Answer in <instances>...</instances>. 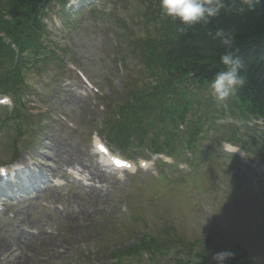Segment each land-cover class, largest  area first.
Instances as JSON below:
<instances>
[{"label":"rangeland","instance_id":"obj_1","mask_svg":"<svg viewBox=\"0 0 264 264\" xmlns=\"http://www.w3.org/2000/svg\"><path fill=\"white\" fill-rule=\"evenodd\" d=\"M142 4L143 0H97L91 7L100 14L89 17L87 11L79 13L82 16L72 19L68 27L60 18L62 31L51 27V17L60 11L57 4H51L45 12L44 48L49 54L55 44L60 48L58 57L65 62L61 83L65 85L58 87L59 67L54 55L50 54L48 59L41 61L43 64L35 63L30 69L29 65H22L28 86L25 95L37 93L31 97L33 112L44 113L42 118L31 120L42 127L34 139H27V136L23 139L16 132V123L9 122L0 131V166L26 165L32 168L31 176L41 171L58 186L42 184L40 190L19 194L21 197L13 202H7V198L0 200V207H3L0 240L18 250L15 255H9L13 258L10 264L41 263V233L56 239L60 250V255L50 258L47 264H144L141 255L117 261L114 258L117 252L134 245L147 230L152 234L160 231L170 234L171 241L182 243L186 249L191 245L200 246L210 238L218 252H237L240 259L251 263L254 255H264V166L253 156L238 159L227 155L221 145L231 136L228 130L233 131L226 126L236 128L234 121L240 124L235 139L245 135L244 128L252 129L239 118L213 117L198 136L202 153L192 152L186 143L177 145L180 155L173 157L177 167L157 171V159L153 157L148 161L147 170H139L137 166L136 173L113 175L102 171L104 180L91 184L85 181L77 184L67 174L69 170L76 172L79 164L87 167L97 164L91 141L94 132H99L100 139L105 142L117 110V107L110 108V103L117 102L120 96L116 95V90L125 91L124 80L131 76L119 59L137 62L133 40L141 34L145 18L141 19L143 15H140L145 7ZM127 32L132 33L129 40L125 38ZM114 39L122 42L121 53L111 49ZM43 53L45 51L41 55ZM71 65L81 70L101 92L98 97L103 94L112 101L96 100L69 69ZM5 68L6 64L0 65V75ZM205 92L197 96L204 104L211 96ZM101 105L110 108L109 111L106 113V108L105 113H101L98 109ZM4 109L11 107L0 108L1 119L7 111ZM209 109L210 113L217 111L212 106ZM199 113L202 116L206 110L201 109ZM105 115H109V119ZM195 116L197 112L189 114L192 120ZM103 120L106 128L100 134ZM222 126L224 129H219ZM258 131L263 135L258 138L264 140V126H258ZM219 136L222 141L217 146L214 142ZM15 138H20L17 151L21 155L10 162ZM24 144L29 147L25 148ZM111 149L121 155L118 150ZM187 151L192 157L186 156ZM138 152L141 151L131 148L129 155ZM88 185L101 197L87 194L85 187ZM134 216L138 221L132 220ZM13 230L18 242L9 234ZM59 231L63 234H58ZM18 252L21 255H17ZM214 254L211 253L210 259ZM166 262L165 259L159 261L158 255L150 257V264Z\"/></svg>","mask_w":264,"mask_h":264},{"label":"trees","instance_id":"obj_2","mask_svg":"<svg viewBox=\"0 0 264 264\" xmlns=\"http://www.w3.org/2000/svg\"><path fill=\"white\" fill-rule=\"evenodd\" d=\"M51 1L58 0H0V33L17 47L13 53L0 42V65L6 68L0 75V93H7L21 103L26 88L18 89L23 82L22 65H30L44 46L45 12ZM62 1V0H60ZM140 12L141 34L138 33L136 53L142 59L143 73L127 86L125 94L117 100V118L112 123L107 138L123 153L131 148L146 147L153 152L169 151L176 154L171 139H181L191 149L197 150L198 136L209 121V101L204 104L197 96L210 93L209 81L223 70L220 55L225 51L218 39H213L218 29L232 30L235 46L232 49L245 62L243 74L246 84L226 102L238 113L243 112L264 122V2L249 11L244 0H226V7L207 25L201 23L187 28L183 33L178 20L162 14L159 0H143ZM244 7L243 12L238 11ZM6 17V19H5ZM127 32V40L132 33ZM143 35V36H142ZM123 44L117 40L116 52H122ZM238 51V52H237ZM23 54L28 55L26 57ZM125 60L124 58H122ZM30 60V62L28 61ZM57 62V60H55ZM131 66V63H128ZM137 71V68L134 67ZM206 110L201 116L199 110ZM197 112L194 120L189 114ZM229 115H233L230 111ZM184 133L176 130L178 123ZM234 138V134H232ZM246 152L255 154L264 163V143L253 136L235 140ZM161 233H164L161 231ZM168 235L167 233H165ZM141 241L143 249L154 255L166 253L183 244L161 236L146 237ZM141 247L129 249V255L138 254ZM207 253L199 248L200 264L208 263ZM177 264H184L180 259ZM232 264H250L237 255Z\"/></svg>","mask_w":264,"mask_h":264},{"label":"clouds","instance_id":"obj_3","mask_svg":"<svg viewBox=\"0 0 264 264\" xmlns=\"http://www.w3.org/2000/svg\"><path fill=\"white\" fill-rule=\"evenodd\" d=\"M264 0H244V4L249 11ZM162 14L178 20L182 27L179 31L183 33L187 28H192L198 24H209L211 19L217 17L226 5V0H159ZM244 7L238 9L243 12ZM213 39H218L225 51L220 55V63L224 66L209 81V88L212 97L218 104L226 103L229 98L236 95L237 91L246 84V76L243 74L245 62L232 49L235 46V36L232 30L225 31L218 29ZM238 52V51H237ZM235 254L231 251H221L213 255L215 264H226V261ZM252 264H264V255H254Z\"/></svg>","mask_w":264,"mask_h":264},{"label":"bare ground","instance_id":"obj_4","mask_svg":"<svg viewBox=\"0 0 264 264\" xmlns=\"http://www.w3.org/2000/svg\"><path fill=\"white\" fill-rule=\"evenodd\" d=\"M101 168L99 164H95V167H87L85 165L79 164L78 170H76V174L78 177L81 178L82 182H87L88 184L94 183L96 180H104V176H101ZM85 192L87 194H90V196L98 198L101 197V194H98V191H95L91 187V185H88L85 187ZM72 215V214H70ZM10 235H12V240L14 242H18V235L14 233L13 231L9 232ZM58 234L62 235L63 231H59ZM25 236V235H22ZM39 240L43 243L40 248L41 254V263L47 264L50 258L58 257L60 255L59 246L56 242V239H52L51 235H46L45 233H41ZM13 242V243H14ZM18 250L16 248H11L9 246V243L4 242L3 240H0V264H10L13 260V258H10L9 255H13ZM15 255V254H14ZM17 255H21V253H17ZM39 261H36L35 264H41Z\"/></svg>","mask_w":264,"mask_h":264}]
</instances>
